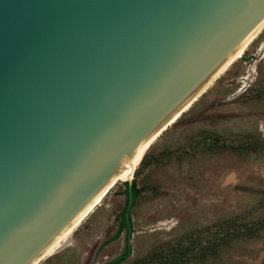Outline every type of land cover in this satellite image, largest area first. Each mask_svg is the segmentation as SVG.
<instances>
[{"label": "water", "instance_id": "1", "mask_svg": "<svg viewBox=\"0 0 264 264\" xmlns=\"http://www.w3.org/2000/svg\"><path fill=\"white\" fill-rule=\"evenodd\" d=\"M263 27L264 0H0V264L39 257Z\"/></svg>", "mask_w": 264, "mask_h": 264}, {"label": "rangeland", "instance_id": "2", "mask_svg": "<svg viewBox=\"0 0 264 264\" xmlns=\"http://www.w3.org/2000/svg\"><path fill=\"white\" fill-rule=\"evenodd\" d=\"M263 47L264 30L135 170L132 253L121 264L151 256L162 264H264ZM126 182L41 264H116L126 231L111 239L127 204ZM228 226L233 233L222 246ZM179 244L188 249L184 259L175 255Z\"/></svg>", "mask_w": 264, "mask_h": 264}, {"label": "bare ground", "instance_id": "3", "mask_svg": "<svg viewBox=\"0 0 264 264\" xmlns=\"http://www.w3.org/2000/svg\"><path fill=\"white\" fill-rule=\"evenodd\" d=\"M264 27L260 30V32L244 47V49L228 64V66L212 81V83L196 98V100L206 92V90L221 77L233 64H235L238 60L242 59L245 53L249 50L250 46L253 42L258 38V36L263 32ZM264 50V47L262 48ZM195 100V101H196ZM194 101V102H195ZM194 102L182 113L184 114L187 110L191 108ZM173 120L151 138L146 140L142 145H140L132 158V160H128L125 162L124 167L120 174L115 177L111 182H109L86 206L77 216L53 239V241L43 250L41 255L37 257L31 264H41L47 257L52 255L56 249H58L66 240L69 239L72 232L81 224V222L90 215L97 206L103 201V199L113 190L120 182H126L133 179V175L135 170L139 167L142 160L145 158L147 152L150 150L153 144L158 140V138L166 131L169 127H171L174 123L178 121L181 117Z\"/></svg>", "mask_w": 264, "mask_h": 264}, {"label": "trees", "instance_id": "4", "mask_svg": "<svg viewBox=\"0 0 264 264\" xmlns=\"http://www.w3.org/2000/svg\"><path fill=\"white\" fill-rule=\"evenodd\" d=\"M126 186H127V192H126L127 204H126V207L121 214V222H120L119 229H118L116 235L111 239V241H116V240L120 239L122 236V233L124 231H126L125 253L115 261L116 264H121V263L125 262L130 257V255L132 253L131 245H130V239H131L132 232H133L132 210H133V208L136 204V201L138 199L139 189L137 187L136 181H133L132 192L130 195V190H129L130 184H129V182H126ZM131 196H132V200H133L132 206H131V214H130L129 219H127L126 213L128 211V204H129V200H130ZM228 230L229 231H226V233L224 235V237L226 236L227 238L226 239L223 238V240H222L223 241L222 246L225 245L228 237L231 235V233H233V230L231 229L230 226H228ZM176 250H177V254H175V253L174 254L179 255L182 259H184V257H187V255H189V253L187 252L188 249L186 247L182 246V244H179ZM158 258H159V256H158ZM158 258L156 256L155 257L151 256L150 259H148L147 262L144 264H162V261L157 262Z\"/></svg>", "mask_w": 264, "mask_h": 264}]
</instances>
